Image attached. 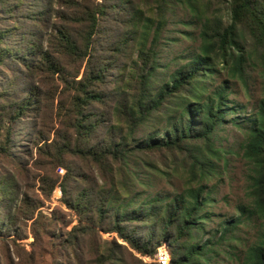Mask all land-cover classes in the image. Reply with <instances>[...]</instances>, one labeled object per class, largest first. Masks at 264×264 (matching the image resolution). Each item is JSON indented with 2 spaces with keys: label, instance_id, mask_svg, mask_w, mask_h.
Here are the masks:
<instances>
[{
  "label": "rangeland",
  "instance_id": "obj_1",
  "mask_svg": "<svg viewBox=\"0 0 264 264\" xmlns=\"http://www.w3.org/2000/svg\"><path fill=\"white\" fill-rule=\"evenodd\" d=\"M71 1L7 0L0 3V33L4 35L1 45L4 52L9 48L16 57L6 58L0 64V140L10 128L12 142L17 146L15 152L0 153V181L3 182L0 190L9 192L7 197L0 193V203L6 206V209L0 208V224H6L7 220L2 221L11 217L14 223L10 225V232L16 236V244L8 237L0 236L4 239L0 241V264H91L90 259L97 248L107 247L104 240H117L122 245L116 256L124 264H156L154 256L140 254L117 233H106L99 225L96 226L99 232H92L85 237L76 236L75 240L67 239L68 232L80 219H86L66 204V200L72 199L63 195L60 185L61 181L64 182L66 168L55 164L50 166L47 163L48 155L39 147L45 146L44 142H50L58 132L67 129L64 115L70 109L73 110L71 99L80 84L73 81L66 85L62 77L78 80L86 67L84 60L64 52L53 36L54 33L58 34L61 26L67 24L62 16L74 15ZM81 1L84 3V0ZM231 2L192 0L196 11L191 10L187 0L169 5L158 53L164 71H161V76L152 87L160 84L163 72L166 75V72L176 67V62H182L180 55L198 49L199 27L204 16L219 15L226 23L229 22ZM85 3L91 7L99 4L104 11L97 14V30L93 35V44L89 47L92 66L103 70V79L96 89L103 93L105 99L101 102L92 101L89 105L90 114L108 120L90 136L93 143H99L108 130L107 124H115L112 110L119 99L134 92L135 73L132 66L137 52L134 40L127 41L132 28V12L140 9L144 15L156 16L157 0H94V4L86 0ZM37 10H46V16L43 15V19L37 16ZM72 26L73 30H70L73 38L83 47L86 25L75 22ZM253 44L250 38L245 46L250 50ZM44 53H48L51 60L59 62L64 70L53 75L43 70L41 62ZM244 71L246 82L237 79L230 83L229 104L237 109L227 112L224 122L214 131L210 140L212 152L202 149L201 145L192 148L205 152V156L213 163L211 176L201 179L212 198L203 210L207 220L199 235L202 241L209 239L212 247L208 259L204 260L207 264H241L244 251L255 240L257 232L254 222L244 219L224 238L221 237L220 222L238 216L239 204L248 202V164L242 155L246 136L245 118L254 113L259 99L264 96L263 76L259 68L247 64ZM220 76L214 79V84L222 78ZM126 85L130 86L129 89L125 88ZM28 96H32V103L27 105L28 109L22 117L14 121L10 118L14 116V106L23 100H31L27 99ZM34 99L36 101L33 102ZM234 116L237 117L236 123L232 120ZM164 126V121L154 120L137 128L134 137L143 139L151 131H158ZM126 129L124 126L123 130ZM41 137L48 139L38 143ZM187 153L186 150L163 148L149 150L133 158L132 168L137 170L138 176L133 181L129 177L132 182L129 186L130 195L137 192L139 200H142L156 194L180 192L188 183L190 158ZM17 154H24V157L20 160ZM66 160L72 162L69 173L73 179L67 180L69 191L74 198L91 192L88 198L92 207L90 211L97 214L96 207L103 196L101 192L104 187L107 188L103 173L101 175L99 169L81 157ZM66 160L62 158L65 163ZM46 176L50 182V177L59 178L48 195L42 189V178ZM192 184H197V181L194 179ZM133 225L140 231L147 229L142 223L133 222ZM128 229H132L131 226ZM139 234L136 232V235Z\"/></svg>",
  "mask_w": 264,
  "mask_h": 264
},
{
  "label": "trees",
  "instance_id": "obj_2",
  "mask_svg": "<svg viewBox=\"0 0 264 264\" xmlns=\"http://www.w3.org/2000/svg\"><path fill=\"white\" fill-rule=\"evenodd\" d=\"M6 1L0 0V3ZM85 1L70 2L74 15L62 16L67 24L59 28L58 34H53L64 52L85 61V71L80 79L62 77L66 85L73 81L80 84L71 99L73 110L70 109L64 115L67 129L58 132L50 142H44L45 146L39 147L48 155L47 163L50 166L66 168L64 182L60 180L63 195L72 198L66 200V204L86 219H80L68 232L67 239L75 240L76 236L85 237L92 232H99L96 228L99 225L106 233H117L142 255L154 256L158 247L165 245L170 253L168 264H207L204 260L208 259L212 247L209 239L202 241L199 235L207 220V214L203 210L212 198L211 192L201 183V179L211 176L213 163L205 156V152L192 148L201 145L202 149L212 152L210 140L214 131L224 122L227 112L237 109L229 104L230 83L237 79L246 82L245 65L259 68L264 84V2L232 0L230 20L227 23L219 15L204 16L199 27L198 49L187 55H180L182 62H176V67L166 72V75L163 72L164 76L162 75L157 87L152 85L161 76V71H164L158 53L162 30L167 23L166 11L172 2L185 0H157L156 16L144 15L140 9L134 10L132 28L127 38V41L134 40L133 45L137 52L132 66L135 73L134 92L119 99L112 110L115 124H107L108 130L101 137V141L93 143L91 134L97 129L100 130L104 122L108 121L104 117L103 119L89 113L92 101L101 102L105 99L103 93L96 89L103 79V70L92 66V53L89 51L97 30V14L104 11L99 4L91 7ZM88 1L94 4V0ZM187 1L191 10L196 11L192 0ZM46 12L38 11L37 16L43 19ZM31 18L34 19L33 16ZM75 22L86 25L83 47L73 38L70 30H73L72 25ZM3 36L0 33V64L4 59L14 57L9 48L4 52L1 45ZM250 38L255 45L248 50L245 45ZM42 58V69L52 75L64 70L59 62L49 58L48 53H44ZM220 74L222 78L214 84V79ZM129 87L125 86L126 89ZM125 88L122 90L125 91ZM27 99L31 100H23L14 106V116H10L14 121L17 117H22L28 109L27 105L32 101V96ZM245 119L246 136L242 155L248 164V202L239 204L238 216L220 222L221 237L224 238L227 232L251 219L257 232L255 240L245 249L241 264H264V96L259 99L254 113ZM154 120L164 121L163 129L151 131L143 139L134 137L137 128ZM232 120L236 123L237 117L234 116ZM124 126L127 128L125 131ZM44 139L48 138L41 137L38 143ZM12 140L8 128L0 140V153L15 152L17 146ZM163 148L188 152V183L186 182L180 192L156 194L142 200H139L137 192L130 195L131 181L138 176L137 170L132 168V159L138 158L143 152ZM17 156L21 160L24 154ZM79 157L99 169L107 184V188L104 187L101 192L103 196L96 207L97 214L90 211L92 207L88 198L92 195L91 192L74 198L69 191L67 180L73 179V175L69 173L72 162L66 159ZM129 177H132L131 181ZM50 178L51 182L48 176L42 178V189L47 195L59 180ZM194 179L197 181L195 185L192 184ZM1 183L3 182L0 181ZM0 193L9 196L8 191L0 190ZM86 198V202H83ZM0 208L6 209V206L0 203ZM6 220V224H0V236H6L16 244V236L10 232L14 221L11 217H6L2 222ZM133 222L142 223L147 229L140 231ZM129 226L132 229H128ZM136 232L140 234L136 235ZM0 241L4 239L0 237ZM104 241L107 247L97 248L90 259L91 264H124L116 256L122 245L117 240Z\"/></svg>",
  "mask_w": 264,
  "mask_h": 264
},
{
  "label": "built area",
  "instance_id": "obj_3",
  "mask_svg": "<svg viewBox=\"0 0 264 264\" xmlns=\"http://www.w3.org/2000/svg\"><path fill=\"white\" fill-rule=\"evenodd\" d=\"M154 259L159 264H168L170 260V253L165 246H160L154 255Z\"/></svg>",
  "mask_w": 264,
  "mask_h": 264
}]
</instances>
